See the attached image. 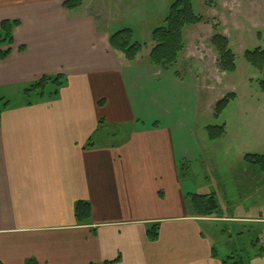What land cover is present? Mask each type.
Listing matches in <instances>:
<instances>
[{"label":"crops","instance_id":"crops-1","mask_svg":"<svg viewBox=\"0 0 264 264\" xmlns=\"http://www.w3.org/2000/svg\"><path fill=\"white\" fill-rule=\"evenodd\" d=\"M87 1L67 10L64 0H0V21H20L0 59V96L21 97L0 118V261L223 264L202 225L234 217L192 212L171 127L136 118L130 90L161 68L112 49L115 30ZM56 74L66 82L55 96L24 95ZM77 201L90 205L84 223Z\"/></svg>","mask_w":264,"mask_h":264},{"label":"rangeland","instance_id":"rangeland-1","mask_svg":"<svg viewBox=\"0 0 264 264\" xmlns=\"http://www.w3.org/2000/svg\"><path fill=\"white\" fill-rule=\"evenodd\" d=\"M174 1L88 0L83 10L99 4L101 24L106 18L115 31L130 28L133 41L143 45L137 62L149 63L151 33L164 25ZM192 5L203 20L185 29L177 62L130 90L136 118L171 127L183 186L215 195L219 212L234 217L202 225L219 255L264 264V170L245 158L264 156V71L245 57L246 51H264V0H215L212 6L192 0ZM215 34L228 39L235 57L232 71L220 67L211 43ZM226 94L233 97L217 112L216 103ZM3 98L14 104L21 97ZM131 127L122 126L125 131Z\"/></svg>","mask_w":264,"mask_h":264},{"label":"trees","instance_id":"trees-1","mask_svg":"<svg viewBox=\"0 0 264 264\" xmlns=\"http://www.w3.org/2000/svg\"><path fill=\"white\" fill-rule=\"evenodd\" d=\"M84 0H64L63 7L72 10L80 7ZM215 0H205V4L212 6ZM202 15L197 14L193 8L192 0H175L168 9L164 25L155 28L151 33V47L148 53L149 61L160 68L167 69L173 66L184 47V31L187 27L202 22ZM19 20L4 19L0 21V59L6 58L11 52L13 44V29L19 25ZM211 43L215 46L219 54V64L222 70L232 71L235 68L234 53L229 47L228 39L221 35L215 34L211 38ZM109 44L112 49L118 52L127 60L135 59L143 49V45L134 42L132 39V30L130 28H120L109 35ZM23 50V47L20 48ZM245 57L252 65L264 71V51L255 49L246 51ZM66 82L63 74L43 75L31 82L24 89V95L28 97L35 93L39 97H52L58 92V89ZM261 87L264 90V79L261 81ZM232 94H226L217 101V112L221 111L227 104ZM9 101L0 97V118L2 112L9 107ZM221 133L223 128L220 127ZM220 133L218 132L217 135ZM264 170V156L246 155ZM192 212L197 216L208 217L216 213L219 209L216 197L213 194L188 193L186 195ZM76 220L80 223L88 221L90 216V205L85 201H77L74 207ZM158 224L148 225L146 234L149 240H156L158 237ZM105 261L103 264H112L116 261ZM240 258L234 260V256L228 255L223 259V264H241ZM0 264H3L0 261ZM24 264H37L34 259L27 260Z\"/></svg>","mask_w":264,"mask_h":264}]
</instances>
